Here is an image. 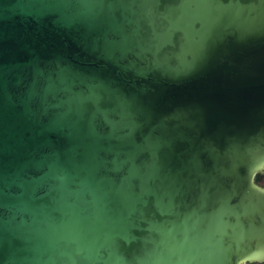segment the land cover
<instances>
[{"label": "water", "instance_id": "1", "mask_svg": "<svg viewBox=\"0 0 264 264\" xmlns=\"http://www.w3.org/2000/svg\"><path fill=\"white\" fill-rule=\"evenodd\" d=\"M263 167L264 0H0V264H239Z\"/></svg>", "mask_w": 264, "mask_h": 264}, {"label": "snow or ice", "instance_id": "2", "mask_svg": "<svg viewBox=\"0 0 264 264\" xmlns=\"http://www.w3.org/2000/svg\"><path fill=\"white\" fill-rule=\"evenodd\" d=\"M252 189L264 193V189H256L254 187ZM233 255L238 256L239 264H243V262L248 259H264V242H259L254 246L239 244L233 250L232 256ZM230 264H232V259Z\"/></svg>", "mask_w": 264, "mask_h": 264}, {"label": "flooded vegetation", "instance_id": "3", "mask_svg": "<svg viewBox=\"0 0 264 264\" xmlns=\"http://www.w3.org/2000/svg\"><path fill=\"white\" fill-rule=\"evenodd\" d=\"M253 182H254V184L256 186L264 189V167H263L261 173H257L253 177ZM256 264H264V262H262V263H256Z\"/></svg>", "mask_w": 264, "mask_h": 264}]
</instances>
